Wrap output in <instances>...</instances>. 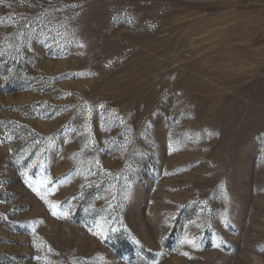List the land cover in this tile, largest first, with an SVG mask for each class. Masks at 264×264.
<instances>
[{"label":"rangeland","instance_id":"374dc122","mask_svg":"<svg viewBox=\"0 0 264 264\" xmlns=\"http://www.w3.org/2000/svg\"><path fill=\"white\" fill-rule=\"evenodd\" d=\"M0 264H264V0H0Z\"/></svg>","mask_w":264,"mask_h":264},{"label":"snow or ice","instance_id":"6c2138e0","mask_svg":"<svg viewBox=\"0 0 264 264\" xmlns=\"http://www.w3.org/2000/svg\"><path fill=\"white\" fill-rule=\"evenodd\" d=\"M83 45H81V47H82ZM101 107H103V105H101ZM54 215H55V213H53ZM66 215V214H65ZM113 231H115V229H112ZM95 234H97V235H102L103 233L102 232H99V233H95ZM190 243H193V246L195 247L196 245L194 244V242H192V241H189ZM217 247H220V245L218 244V245H216Z\"/></svg>","mask_w":264,"mask_h":264}]
</instances>
